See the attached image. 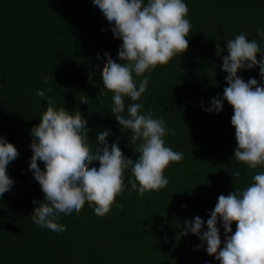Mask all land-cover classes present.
Here are the masks:
<instances>
[{
  "label": "trees",
  "instance_id": "16d2710c",
  "mask_svg": "<svg viewBox=\"0 0 264 264\" xmlns=\"http://www.w3.org/2000/svg\"><path fill=\"white\" fill-rule=\"evenodd\" d=\"M94 3L0 0V136L19 153L6 169L14 179L12 189L0 198V264H201L205 251L198 237H177L183 222L195 216L206 221L219 195L246 188L256 172L264 171L249 170L233 158L232 106L225 101L219 114L201 107H210L213 97L222 98L227 86L221 67L227 51L218 56L217 44L226 49L225 38L242 32L260 43L257 29H264V0H185L191 24L188 47L167 65H157L141 97L142 112L151 111L175 130L165 143L182 152L183 159L164 170L169 180L164 189L143 197L131 189V171H126L127 187L109 213L97 216L86 203L70 220H62L67 235L58 238L30 217L37 206L32 201L44 199L28 169L30 129L47 107L36 91L54 97L55 106L66 108L73 118L82 115L90 128V144L98 132L111 129L109 145L118 140L126 157L135 161L139 155L109 114L112 93L101 97L104 58L119 62L122 41L112 37V29L94 12ZM238 75L245 82L260 80L258 66ZM130 103L125 98L126 107ZM37 163L44 168L43 162ZM89 166L98 167V162ZM212 264L219 262L213 259Z\"/></svg>",
  "mask_w": 264,
  "mask_h": 264
},
{
  "label": "clouds",
  "instance_id": "9594fccd",
  "mask_svg": "<svg viewBox=\"0 0 264 264\" xmlns=\"http://www.w3.org/2000/svg\"><path fill=\"white\" fill-rule=\"evenodd\" d=\"M94 12L112 29V37L122 41L117 52L119 62L104 58L107 67L102 73L101 97L112 93L109 114L118 122L120 131L128 134L129 143L136 145L134 151L139 155L135 161L126 157L118 140L109 145L111 129L98 132L95 144H90V128L82 115L73 118L66 108L55 106L54 97H46L44 90L36 91L47 107L39 114L40 122L30 129L32 155L28 169L44 199L32 201L37 206L30 217L35 225L58 238L67 235L61 227L62 220H70L86 203L97 216L109 213L116 196L127 187L126 171H131L127 178L131 189L143 197L147 192L164 189L169 184L164 170L184 156L166 146L164 138L175 135V130L151 111L142 112L141 97L157 65H167L188 47L186 37L191 24L185 0H95ZM257 36L260 43L242 32L225 38L226 49L217 44L218 56L227 51L221 66L227 73V86L222 98L211 99L210 107L201 105L205 112L215 114L222 111L225 101L232 106L230 123L236 140L233 158L249 170L264 168V29L258 28ZM257 53L261 54L259 60ZM257 66L259 82L256 78L245 82L238 75ZM44 81L47 83V77ZM125 98L133 103L126 107ZM80 106L89 108L87 103ZM18 155L17 148L0 136V198L12 189L14 179L6 169ZM38 160L43 162V169ZM94 162L98 167L89 166ZM252 181L244 189L219 195L206 221L199 216L186 219L177 237L189 233L197 236L204 251L219 264H264V171L256 172Z\"/></svg>",
  "mask_w": 264,
  "mask_h": 264
},
{
  "label": "water",
  "instance_id": "95a60500",
  "mask_svg": "<svg viewBox=\"0 0 264 264\" xmlns=\"http://www.w3.org/2000/svg\"><path fill=\"white\" fill-rule=\"evenodd\" d=\"M224 235L223 233L221 234V240L223 241ZM213 257L209 256L206 252H204L201 264H212Z\"/></svg>",
  "mask_w": 264,
  "mask_h": 264
}]
</instances>
